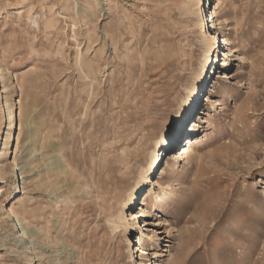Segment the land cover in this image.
I'll use <instances>...</instances> for the list:
<instances>
[{"label": "rangeland", "instance_id": "obj_1", "mask_svg": "<svg viewBox=\"0 0 264 264\" xmlns=\"http://www.w3.org/2000/svg\"><path fill=\"white\" fill-rule=\"evenodd\" d=\"M0 99V264H264V0H0Z\"/></svg>", "mask_w": 264, "mask_h": 264}, {"label": "bare ground", "instance_id": "obj_2", "mask_svg": "<svg viewBox=\"0 0 264 264\" xmlns=\"http://www.w3.org/2000/svg\"><path fill=\"white\" fill-rule=\"evenodd\" d=\"M201 0H199V2H200ZM220 1V0H219ZM218 7V6H217ZM216 7V8H217ZM212 16H213V12H212ZM214 19H215V16H213L212 17V19L210 20V21H214ZM211 26H213V25H211ZM227 43H228V41H227V38H225L224 39ZM200 88H201V83H200V81H198V83L196 84V86L194 87V90H193V93H194V100L193 99H191V100H193L192 101V103H191V100H190V102H189V106H187L186 108H185V110H184V112H183V114H182V116H180V117H178V119H177V121H176V123H178V122H180V120L185 124V123H187L186 121H187V118H188V116H189V112H190V110H192V105H193V103L195 102V100H196V98L198 97V92H199V90H200ZM196 90H197V92H196ZM212 99V98H211ZM197 102V101H196ZM195 104V103H194ZM197 104V103H196ZM197 107V106H196ZM2 108H4V102L0 99V115H1V110H2ZM15 108V106L13 105V108L11 109V111H10V118L12 117V114H13V112H14V109ZM195 109V108H194ZM185 120V121H184ZM183 124V125H184ZM198 125V122H195L194 123V126H197ZM190 126V125H189ZM189 126H187L186 128H185V130H184V132H185V135L186 134H190L191 136H187L186 137V139H187V143H185V145H183V146H181V148L179 149V151H181L182 149H183V151L180 153V155H179V157H180V159H185V158H187V157H189V155H190V153L192 152V151H194V148H193V146H194V141H193V139H194V137H192L193 135H194V133L193 134H191L192 133V129H189ZM196 131V127H195V129H193V131ZM182 132V131H181ZM182 134V133H181ZM177 136V135H176ZM168 155V154H167ZM165 157H166V154L164 155ZM163 158V157H162ZM160 156H155L154 158H153V161H152V165H151V169H150V172H151V174L153 173V172H155L156 171V169H158L162 164H163V159H162ZM158 171V170H157ZM146 182H148V181H146V180H141L140 182H138V184H137V186H136V188H135V190L133 191V193H132V195H131V197H132V200H131V202H139V204L141 203L140 202V197L138 198V194H140V193H142V191H144V186H146ZM142 195L144 196V200L142 201V203H147L148 202V200H149V197H150V195L148 194V193H142ZM137 196V197H136ZM132 206H134V204H132ZM141 213H139V214H135L136 216H134L133 218H137L138 216L140 217V216H142V214H143V211L141 210L140 211ZM132 215V214H131ZM21 221V223H23V221L22 220H20ZM141 237H139V242H141ZM142 244V243H141ZM168 246V245H167ZM142 248V247H141ZM144 249V248H143Z\"/></svg>", "mask_w": 264, "mask_h": 264}]
</instances>
